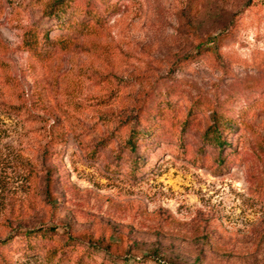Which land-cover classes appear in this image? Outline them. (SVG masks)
I'll return each instance as SVG.
<instances>
[{"label":"rangeland","instance_id":"obj_1","mask_svg":"<svg viewBox=\"0 0 264 264\" xmlns=\"http://www.w3.org/2000/svg\"><path fill=\"white\" fill-rule=\"evenodd\" d=\"M47 2L0 0V263L264 264V0H73L91 27L41 60Z\"/></svg>","mask_w":264,"mask_h":264},{"label":"trees","instance_id":"obj_2","mask_svg":"<svg viewBox=\"0 0 264 264\" xmlns=\"http://www.w3.org/2000/svg\"><path fill=\"white\" fill-rule=\"evenodd\" d=\"M88 19H95L96 22L99 21V16L92 12L91 10L84 12ZM79 15V12L73 8V0H48L46 7H45V16L51 17L53 20L54 27H58L63 31H69L68 34L58 37L56 40H51L47 34H42L40 36V31L38 29H30L29 31L25 32L24 40H23V47L27 51H29L32 56L45 60L53 53L52 51L55 48H65L66 46L72 43V36L75 34H82L87 33L89 28L91 27L90 24L85 20H76L75 18ZM72 34V35H71ZM214 41V40H211ZM214 51V48H204V49H197V51L186 58L193 59L198 55H201L204 51ZM218 59V54H215ZM14 109V108H11ZM235 124V120L227 115H225L221 111H213L211 115V122L205 130L204 136L205 140L209 144H214L220 152L222 151L225 142L224 138L225 135L230 133L232 127ZM153 124L150 123L148 128L146 129H130V133L128 138L126 139V145L131 149L134 150L137 140L142 137L148 136L149 133L152 132ZM227 147V146H226ZM48 174V171H47ZM46 184H48V177L46 178ZM48 195V193H46ZM56 230L54 228H34L31 230H25L23 233H20L19 236L26 239L27 244L24 247V251L32 250L36 245L32 243V239L38 238H45L48 237L49 234H54ZM29 241V242H28ZM9 238L0 240V246H4L5 244L9 243ZM91 249H98L97 247L91 246ZM50 256H45L47 264H62L63 257L66 255L65 249L61 248V255L58 257L57 261L54 262L53 257L57 256V250L55 249L52 251ZM5 264H8L5 258H2ZM80 260V259H79ZM80 261H78V264ZM1 264V263H0Z\"/></svg>","mask_w":264,"mask_h":264}]
</instances>
